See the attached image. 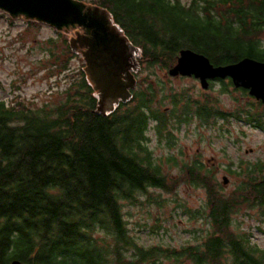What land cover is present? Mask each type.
<instances>
[{"label": "trees", "instance_id": "1", "mask_svg": "<svg viewBox=\"0 0 264 264\" xmlns=\"http://www.w3.org/2000/svg\"><path fill=\"white\" fill-rule=\"evenodd\" d=\"M80 1L109 14L139 49L141 66L168 71L182 49L214 66L243 58L264 62V0ZM59 36L46 42L43 70L51 77L69 72L77 57ZM150 84L106 117L96 113L85 66L41 107L20 98L0 101V264H264V250L233 227L240 211L257 208L264 216L261 166L248 168L246 184L228 196L200 163L185 167L187 182L207 195L203 214L210 230L201 244L142 248L129 235L123 205L140 203L142 195L153 200L150 190L174 194L181 182L165 170L178 167L177 159L155 160L149 151L150 123L161 136L173 120L188 122L193 109L178 93L169 113L153 108L157 94ZM196 104V116L206 122L232 115Z\"/></svg>", "mask_w": 264, "mask_h": 264}, {"label": "rangeland", "instance_id": "2", "mask_svg": "<svg viewBox=\"0 0 264 264\" xmlns=\"http://www.w3.org/2000/svg\"><path fill=\"white\" fill-rule=\"evenodd\" d=\"M181 3L189 6L191 0H181ZM76 29L66 35L46 24L12 19L0 11V101L10 103L20 98L41 107L53 102L52 94L65 91L71 75L84 68L83 55L75 53L77 57L70 61L69 72L51 77L47 70H43L49 58L46 42L61 41V34L70 43L71 38H76ZM139 66L134 74L137 82L133 93L143 91L151 83L157 94L153 108L169 113L175 108L172 94L178 93L190 99L193 109L188 122L178 125L177 120H173L161 136L157 134L154 122L150 123L147 133L149 151L155 160L168 157L177 159L178 167L165 170L172 178H181V182L174 194L150 190L153 200L142 195L140 203L124 204L123 216L128 233L142 248L159 246L180 249L199 245L210 230V223L203 214L207 195L203 187L187 182L185 167L200 163L214 175L226 196L243 187L248 168H264V129L256 128L252 120H247L260 110L253 97L231 85L221 83L213 89L203 90L194 78H171L167 75L168 71L160 66ZM196 103L200 107L206 105L214 111L234 116L203 121L195 114ZM260 124L262 127L264 121ZM224 178L228 179L227 184ZM233 224L238 234L264 250V216L260 209L240 211L234 216ZM127 255L130 257L131 252ZM158 264L177 263L163 260Z\"/></svg>", "mask_w": 264, "mask_h": 264}, {"label": "water", "instance_id": "3", "mask_svg": "<svg viewBox=\"0 0 264 264\" xmlns=\"http://www.w3.org/2000/svg\"><path fill=\"white\" fill-rule=\"evenodd\" d=\"M0 11L12 19L46 24L66 35L76 28L87 31L92 41L87 53L82 49L85 40L76 36L69 44L73 53L83 55L85 72L97 93V114L106 117L116 106L132 98L140 51L113 24L105 10L79 0H0ZM167 75L194 78L203 90H208L212 81L229 79L235 89L248 91L264 106V62L243 58L233 64L214 66L204 55L182 49ZM227 182L224 178V183Z\"/></svg>", "mask_w": 264, "mask_h": 264}, {"label": "flooded vegetation", "instance_id": "4", "mask_svg": "<svg viewBox=\"0 0 264 264\" xmlns=\"http://www.w3.org/2000/svg\"><path fill=\"white\" fill-rule=\"evenodd\" d=\"M80 29L79 30L76 29V30L80 31V33L78 31H76V36H77V38H81V39L85 40V45L83 46L82 49H83V53H87L90 50V47L92 46V41H91L90 36L87 33V31H84L83 29L80 30ZM221 83H222V85L225 84L226 86L227 85H231L232 86V83H231V81L229 79H226V80H215V81L210 82L209 89H213L215 85L221 84ZM238 91L243 92L245 94H248V91H245V90H240L239 89ZM256 104H257V108H258V105L259 104L262 107H264L259 101H256ZM259 110H261L263 116H261V119H260L259 112L254 113L253 114V121H252V123H254L256 125V128H261L263 130L264 129L263 128L264 127V124H263L262 127H260L261 124H262V123L260 124V121H262V122L264 121V111L262 110V108H260ZM223 113H225V112H223ZM215 118L225 119V118L220 117V116H216Z\"/></svg>", "mask_w": 264, "mask_h": 264}]
</instances>
